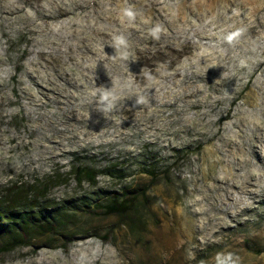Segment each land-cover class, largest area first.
<instances>
[{"label":"rangeland","instance_id":"obj_1","mask_svg":"<svg viewBox=\"0 0 264 264\" xmlns=\"http://www.w3.org/2000/svg\"><path fill=\"white\" fill-rule=\"evenodd\" d=\"M37 206L0 264H264V0H0L2 222Z\"/></svg>","mask_w":264,"mask_h":264},{"label":"trees","instance_id":"obj_2","mask_svg":"<svg viewBox=\"0 0 264 264\" xmlns=\"http://www.w3.org/2000/svg\"><path fill=\"white\" fill-rule=\"evenodd\" d=\"M101 174L98 170L88 167H77L68 176L73 179L78 186L83 183L96 185V178ZM59 180L54 183H60ZM49 186L51 182H48ZM48 185L44 184L40 190L36 192L35 199L44 197L48 192ZM137 194H122V196H111L108 201L101 206L99 203L94 204L95 211H99L102 216L123 215L128 208L134 203ZM37 202V200H35ZM33 206V205H32ZM32 206L29 207L32 208ZM37 206V212L26 210L19 214H13L10 208L5 210V219L2 222L0 214V237L5 239L4 244L0 247V253L14 250L18 247H32L31 241L38 236L62 237L61 230L67 225L62 219L66 217L59 210H51L45 206ZM54 213V214H53ZM57 214V215H55Z\"/></svg>","mask_w":264,"mask_h":264},{"label":"clouds","instance_id":"obj_3","mask_svg":"<svg viewBox=\"0 0 264 264\" xmlns=\"http://www.w3.org/2000/svg\"><path fill=\"white\" fill-rule=\"evenodd\" d=\"M126 15L129 17V18H134L135 14L131 11V10H128L126 11ZM159 32H160V28L159 26H157L156 28L152 29L151 30V35L155 38H159ZM234 35V34H233ZM233 35H228L225 37V39L229 42H231L233 40ZM115 45L117 46V48H119L120 46H125L126 45V40L123 36H118L115 38ZM123 55H127V53H124ZM110 93L109 92H104L102 95H101V102L102 103H106V109H111L112 108V101L110 100ZM138 103H143L144 102V98L141 97L138 101Z\"/></svg>","mask_w":264,"mask_h":264}]
</instances>
